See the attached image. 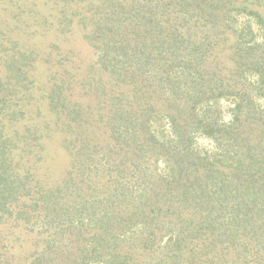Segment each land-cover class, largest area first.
<instances>
[{
  "label": "trees",
  "instance_id": "16d2710c",
  "mask_svg": "<svg viewBox=\"0 0 264 264\" xmlns=\"http://www.w3.org/2000/svg\"><path fill=\"white\" fill-rule=\"evenodd\" d=\"M0 264H264V0H0Z\"/></svg>",
  "mask_w": 264,
  "mask_h": 264
},
{
  "label": "rangeland",
  "instance_id": "374dc122",
  "mask_svg": "<svg viewBox=\"0 0 264 264\" xmlns=\"http://www.w3.org/2000/svg\"><path fill=\"white\" fill-rule=\"evenodd\" d=\"M238 21L240 22L241 25H243L245 23V18L243 16L242 17L239 16ZM252 22L254 23V21H252ZM253 28H255L256 32L258 33L257 38H261V34L258 31L256 23L253 24ZM15 35L17 36V32L15 33ZM77 37L79 39V43L81 44V42H82L81 37H79V36H77ZM18 38L21 39L22 41H24L25 43L26 42L32 43V42L36 41L35 45H38V43H39L41 46H46V43L48 41L50 42V41H52V39H54V31L49 32L46 36H42V37H39V36L37 37V35H36V37H33V36H30V32L22 31L18 34ZM222 110H223L224 119L226 121H228L230 119V116H231V114H230V103L228 101H222ZM198 144L201 145L202 147H205V148H211V146H212L210 139L203 138V137L198 138ZM61 159H64L63 156Z\"/></svg>",
  "mask_w": 264,
  "mask_h": 264
}]
</instances>
